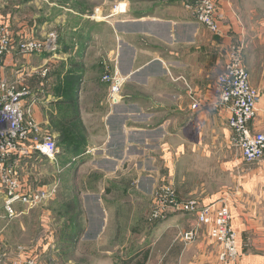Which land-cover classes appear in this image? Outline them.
<instances>
[{"label":"crops","instance_id":"0c3cea01","mask_svg":"<svg viewBox=\"0 0 264 264\" xmlns=\"http://www.w3.org/2000/svg\"><path fill=\"white\" fill-rule=\"evenodd\" d=\"M192 1L21 0V19L0 11V24H15L16 41L30 34L39 40L57 35L54 51L8 53L0 77L29 88L26 109L42 130L52 128L62 153L71 156L62 171L57 158L36 156L19 171L26 182L48 190L71 184L79 200L72 211L84 214V223L76 226L80 235L85 231L80 244L120 243L109 229L114 227L112 205L118 210L120 201L136 200L133 208L141 210L140 202L153 200L164 183L183 200L226 203L240 235V259L224 262L211 225L199 224L194 214L169 211L125 256L114 250L91 253L92 264H264V157L246 163L230 141L228 110H194L188 94L189 87L204 93L212 86L231 42L243 45L250 81L260 96L251 128L264 131V16H244L232 0H221L226 17L218 36L187 7ZM120 4L124 11L115 10ZM107 71L124 79L116 104L104 80ZM83 170L105 176V183L82 193L79 185L93 184L79 183ZM46 175H53L51 183ZM118 192L122 200L114 195ZM109 195L114 202L105 201ZM17 210L16 217H6L0 198V264L22 256L18 234L25 231L28 208L18 204ZM192 229L197 237L186 243L182 236Z\"/></svg>","mask_w":264,"mask_h":264},{"label":"built area","instance_id":"2783aa9c","mask_svg":"<svg viewBox=\"0 0 264 264\" xmlns=\"http://www.w3.org/2000/svg\"><path fill=\"white\" fill-rule=\"evenodd\" d=\"M220 1L199 0L193 9L197 20L218 36L223 34L221 23L226 17ZM115 10L124 11L125 7L120 4ZM56 48L57 35L54 32L45 40L30 34L16 41L11 27L6 23L0 24V60L15 51L30 54L54 51ZM243 51V45L231 42L227 49V61L212 86L204 93L189 87L188 94L194 110H228L232 131L230 141L240 151L243 160L251 164L264 157V131L251 128L257 117L260 96L251 84ZM104 80L110 86V101L118 103L124 79L117 72L107 71ZM29 94V88L24 83L8 82L0 77V198L8 218L18 215V204L34 207L53 192L22 179L19 169L25 160L34 156L55 160L60 153L55 136L42 130L31 111L26 109L25 99ZM153 202V216L157 221L165 219L169 211L194 214L199 224L211 225V237L223 244L220 256L224 262L236 263L240 259V235L233 228L232 215L223 201L204 204L195 198L183 200L172 185L164 183L154 191ZM197 234V230L192 229L184 234V239L193 242ZM10 264L43 263L31 259L23 251L22 256L19 255Z\"/></svg>","mask_w":264,"mask_h":264},{"label":"rangeland","instance_id":"374dc122","mask_svg":"<svg viewBox=\"0 0 264 264\" xmlns=\"http://www.w3.org/2000/svg\"><path fill=\"white\" fill-rule=\"evenodd\" d=\"M12 1L13 2H10L9 0H0V11L2 15H4V12L9 11L10 14L13 13L17 15L18 19H21L23 10L19 11L22 7L21 0ZM198 1L199 0H194L190 2L187 7L193 10ZM232 2L234 7L232 8L235 10L237 7H240L244 16H248L250 14L259 17L264 16V0H232ZM29 10L32 11V13L35 12L33 8H30ZM9 26L14 32L13 27L16 28L15 24ZM14 46L17 48L16 45ZM17 52L22 55L20 51ZM3 59H5V57ZM2 60H0V63ZM121 97V94H119L118 99ZM46 131L54 134L52 128H48ZM64 145L66 144L64 143ZM59 149L60 153L56 160V167L57 170L62 171L63 169L60 167H63L68 162L70 163L71 156L68 153H62L61 147ZM46 162L48 163V160H46ZM46 169L48 170L47 167ZM71 171L73 173L74 170L71 169ZM83 171L79 175L82 178L79 183L93 181V184L79 185V187L83 189L82 193L86 192V190L97 191L98 187L94 186H101L105 183L103 181V179L106 178L105 176L97 177L96 175H91V170ZM46 176L50 178L48 183H51L53 175ZM90 186L93 187L91 188ZM114 187L120 188V186ZM54 189L56 191L55 199L51 198L55 194V191L52 189L54 193L52 192L51 197H48L46 200L34 207L28 208V217L25 219V231L24 233L18 234L22 235V244H19L22 252L25 251L26 256L31 259L34 258L40 260L43 264H92V260L89 259L90 254L100 255L106 250H114L115 255L125 256L135 245L147 237L146 235H148L147 231L151 227L150 225L158 222L153 216L155 208L153 200L141 201L139 205L141 206V210H138L137 207H135V210L133 208V205H137V202L139 201L136 202L135 200L133 203L120 201V207L118 210L117 205H112L115 210L111 213V219L112 223H114V227H110L109 229L111 230V228H113L115 230L114 234H117L116 236H120L121 242L118 244H110L109 241L103 240V243L95 246H91V244H86L85 242L80 244V241L78 242V240L80 236L85 234V231H83L80 235L81 229L77 227H79V224H82L81 222H83L84 214L80 213V211H72L75 210L76 203H79L75 191L72 190L70 183L61 185L59 183V187L57 188L55 186ZM114 195L122 200L121 192L115 193ZM113 199L115 198L109 195L106 197L105 201L111 203L114 202ZM125 200H128V198L126 197ZM89 217L90 212L86 214L85 218ZM11 233L12 234H9V236H11L13 240H16L18 236L17 233L12 231ZM182 238L185 241L184 234ZM186 243L190 242L186 241Z\"/></svg>","mask_w":264,"mask_h":264},{"label":"trees","instance_id":"16d2710c","mask_svg":"<svg viewBox=\"0 0 264 264\" xmlns=\"http://www.w3.org/2000/svg\"><path fill=\"white\" fill-rule=\"evenodd\" d=\"M138 264H143V262L141 261V262H138Z\"/></svg>","mask_w":264,"mask_h":264}]
</instances>
